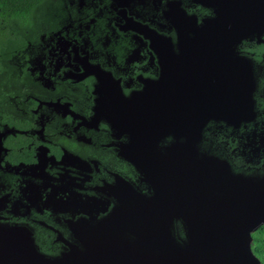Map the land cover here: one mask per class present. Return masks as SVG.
<instances>
[{"label":"flooded vegetation","instance_id":"flooded-vegetation-1","mask_svg":"<svg viewBox=\"0 0 264 264\" xmlns=\"http://www.w3.org/2000/svg\"><path fill=\"white\" fill-rule=\"evenodd\" d=\"M39 9L30 24H0L1 226L25 228L36 250L54 258L78 244L76 227L120 204L125 182L153 196L122 154L131 133L109 117L115 122L116 110L130 107L122 98L155 87L167 65L171 99L178 70L190 62L186 39L211 20L227 35L207 58L217 62L184 76L193 77V98L205 91L201 83L210 82L208 92L217 84L214 113L222 116L202 120L203 101L186 104L185 115L198 116L200 154L234 175L264 178V0H46ZM190 48L205 62L206 53ZM175 141L169 133L156 146ZM180 227L175 221L178 234ZM250 248L264 264V222Z\"/></svg>","mask_w":264,"mask_h":264},{"label":"water","instance_id":"water-1","mask_svg":"<svg viewBox=\"0 0 264 264\" xmlns=\"http://www.w3.org/2000/svg\"><path fill=\"white\" fill-rule=\"evenodd\" d=\"M207 24L208 31L185 41L190 62L178 70L171 99L166 92L167 65L155 87L122 98L130 107L120 113L117 109L112 117L115 122L109 117L131 133L130 145L122 154L144 173L153 196L145 197L125 182L119 188L120 204L93 225L76 227L78 244L54 258L36 250L25 228L0 225V264L257 263L250 241L251 232L264 222V178L234 175L225 163L200 154L196 146L199 129L194 128L198 116L184 112L186 104L203 101L202 120L222 116L214 113L220 100L214 96L217 84L208 92L210 82L201 83L205 91L193 98L187 89L188 84L194 86L193 77L184 76L196 69H213L214 63L202 65L217 62V58H207L216 55L213 47L227 35L212 20ZM183 43L180 36L179 44ZM192 45L206 53L205 62L194 55L198 51L188 50ZM169 133L176 141L162 151L156 144ZM175 221L183 226V238L175 230Z\"/></svg>","mask_w":264,"mask_h":264},{"label":"trees","instance_id":"trees-1","mask_svg":"<svg viewBox=\"0 0 264 264\" xmlns=\"http://www.w3.org/2000/svg\"><path fill=\"white\" fill-rule=\"evenodd\" d=\"M46 0H0V24L10 20L20 26L30 24L32 17L40 14V5ZM49 2V1H48Z\"/></svg>","mask_w":264,"mask_h":264},{"label":"rangeland","instance_id":"rangeland-1","mask_svg":"<svg viewBox=\"0 0 264 264\" xmlns=\"http://www.w3.org/2000/svg\"><path fill=\"white\" fill-rule=\"evenodd\" d=\"M50 2H51V1H50ZM180 228H181V227H180ZM180 228H179V235H181V237H182V236H184L183 228H181V229H180ZM180 231L182 232V234H180ZM182 238H183V237H182Z\"/></svg>","mask_w":264,"mask_h":264}]
</instances>
